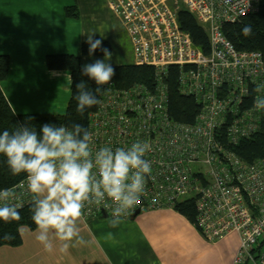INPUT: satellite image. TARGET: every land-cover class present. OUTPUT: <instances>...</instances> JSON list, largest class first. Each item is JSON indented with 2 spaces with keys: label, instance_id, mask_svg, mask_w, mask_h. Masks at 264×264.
<instances>
[{
  "label": "built area",
  "instance_id": "built-area-1",
  "mask_svg": "<svg viewBox=\"0 0 264 264\" xmlns=\"http://www.w3.org/2000/svg\"><path fill=\"white\" fill-rule=\"evenodd\" d=\"M260 0H107L109 9L125 29L134 63L156 69V86L117 88L113 81L101 86L99 106L90 117L93 153L102 147L128 148L147 142L145 159L151 174L138 202L121 218L136 210L173 208L187 197L196 200V227L209 241L237 233L239 248L233 264H264V252L254 251L264 238V159L246 163L225 148L217 131L226 126L231 144L250 137L260 126L255 100L264 98V56L258 50L238 51L226 38L222 24L258 9ZM185 9L203 25L210 51L203 52L181 28L178 13ZM171 65L180 67L181 92L200 102L193 124L174 121L168 113L165 84ZM252 95L254 97L252 98ZM7 204L32 201L27 179L8 188ZM110 199L85 203L81 218H112Z\"/></svg>",
  "mask_w": 264,
  "mask_h": 264
},
{
  "label": "crops",
  "instance_id": "crops-1",
  "mask_svg": "<svg viewBox=\"0 0 264 264\" xmlns=\"http://www.w3.org/2000/svg\"><path fill=\"white\" fill-rule=\"evenodd\" d=\"M74 6L77 16L66 14ZM117 17L107 0H0V54L10 57L8 76L0 87L14 113L63 114L71 95V73L50 70L49 54L81 55V44L93 40L119 45ZM122 26V25H121ZM105 60L126 64L121 56ZM111 217L79 218V236L62 252L61 241L53 240L47 252L36 239V229L20 227V246H0V264H233L239 248L237 233L216 241L207 240L186 216L174 208L140 211L121 218L117 227ZM111 239H106L108 234ZM83 243H80V240ZM261 252H264V246Z\"/></svg>",
  "mask_w": 264,
  "mask_h": 264
},
{
  "label": "clouds",
  "instance_id": "clouds-1",
  "mask_svg": "<svg viewBox=\"0 0 264 264\" xmlns=\"http://www.w3.org/2000/svg\"><path fill=\"white\" fill-rule=\"evenodd\" d=\"M241 33L245 37L252 35V26L244 25ZM87 43L91 56L102 41L88 36ZM102 50L105 59L111 57L106 48ZM81 74L97 85L94 90H89L83 81L75 86L76 111L83 115L86 109L100 103L98 96L105 91L101 86L111 82L115 69L105 60H96L84 65ZM262 89L264 85H257V92ZM254 106L264 110V98H257ZM91 143L92 133L79 123L70 127L45 123L39 134L27 125H17L13 132H0V155L6 157L11 174L27 176L35 239L47 252L53 250V240L63 242L60 250L67 252L69 242L79 236L77 221L85 203L100 205L110 199L115 205L110 226L117 227L143 193L145 175L151 174V164L144 158L151 150L147 142H135L126 149L105 146L95 153ZM13 195L8 189L0 190V201H8ZM20 207L7 203L0 206V220H20ZM5 238L10 236L6 234ZM111 238L109 233L106 239Z\"/></svg>",
  "mask_w": 264,
  "mask_h": 264
},
{
  "label": "trees",
  "instance_id": "trees-1",
  "mask_svg": "<svg viewBox=\"0 0 264 264\" xmlns=\"http://www.w3.org/2000/svg\"><path fill=\"white\" fill-rule=\"evenodd\" d=\"M66 14L77 16L78 12L74 6L66 8ZM181 28L185 30L192 38L194 44L205 53L210 51L209 36L206 28L201 25L195 16L185 9L178 13ZM252 26V35L245 37L241 33L244 25ZM222 31L226 38L235 46L238 51L258 50L264 56V0L259 1L258 9L240 16L234 22H224ZM112 52V46L108 41H102L101 47L91 55L95 57L105 56L102 49ZM84 56H89V45L87 41L81 44V55L70 53L49 54L46 57L47 67L50 70H68L71 73V95L68 101L66 111L63 114L49 113H25L16 114L10 107L1 87H0V132L8 130L13 132L17 125H27L40 133L42 125L45 123L55 124L57 126H71L73 123H79L89 129L90 117L96 112L99 104L86 109L83 115L76 111V101L74 96L77 94L76 84L85 82L89 90H94L97 85L94 80L88 76L82 75ZM115 69V75L112 78L114 85L120 89H128L136 85H143L149 90L156 86V69L151 65H137L128 63L122 65H112ZM10 57L6 54H0V81L4 80L9 73ZM180 67L171 65L165 78L168 93V113L171 119L182 123L193 124L201 110V104L192 95H186L181 92L179 85ZM254 95H252V98ZM99 99V96H98ZM217 138L220 143L229 150L233 151L246 163H254L264 159V110H260V126L257 132L250 137L242 138L238 143L231 144L227 137L226 126L217 131ZM27 179L25 173L13 176L6 163V157L0 155V190L8 189L20 181ZM4 206V205H3ZM176 211L186 216L192 223H196L197 209L195 197H187L177 201L173 207ZM32 201L21 206L20 220L5 223L0 220V246H20L22 236L20 227L27 226L31 230L36 229V225L31 219ZM10 238H5V235ZM264 246L262 238L254 251L261 252ZM248 264V263H247Z\"/></svg>",
  "mask_w": 264,
  "mask_h": 264
},
{
  "label": "rangeland",
  "instance_id": "rangeland-1",
  "mask_svg": "<svg viewBox=\"0 0 264 264\" xmlns=\"http://www.w3.org/2000/svg\"><path fill=\"white\" fill-rule=\"evenodd\" d=\"M110 10V9H109ZM110 12L113 14V12L110 10ZM119 21V20H118ZM119 25V23H118ZM119 33H120V37H119V45H117V47L112 46V52H111V56H121L122 57V61L126 64L128 63H134V55H133V49H132V45L131 42L129 40V37L125 31V29L121 26V24L119 25ZM89 60L90 62H93L92 59H95L94 62L96 61V59L99 58H92Z\"/></svg>",
  "mask_w": 264,
  "mask_h": 264
},
{
  "label": "water",
  "instance_id": "water-1",
  "mask_svg": "<svg viewBox=\"0 0 264 264\" xmlns=\"http://www.w3.org/2000/svg\"><path fill=\"white\" fill-rule=\"evenodd\" d=\"M139 213H140V211H139V210H136L135 213L133 214V217H135V216L138 215ZM103 216H104V217H107L106 214H103Z\"/></svg>",
  "mask_w": 264,
  "mask_h": 264
}]
</instances>
